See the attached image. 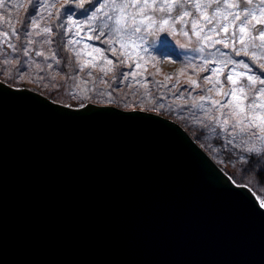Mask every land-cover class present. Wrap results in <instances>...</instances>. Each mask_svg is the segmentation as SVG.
<instances>
[{
  "label": "water",
  "instance_id": "95a60500",
  "mask_svg": "<svg viewBox=\"0 0 264 264\" xmlns=\"http://www.w3.org/2000/svg\"><path fill=\"white\" fill-rule=\"evenodd\" d=\"M0 264H264V203L171 118L0 79Z\"/></svg>",
  "mask_w": 264,
  "mask_h": 264
},
{
  "label": "rangeland",
  "instance_id": "374dc122",
  "mask_svg": "<svg viewBox=\"0 0 264 264\" xmlns=\"http://www.w3.org/2000/svg\"><path fill=\"white\" fill-rule=\"evenodd\" d=\"M78 2L82 3L85 8H89L96 3V0H78ZM104 2L106 0H100V3ZM116 2L120 3L122 0H116ZM157 2L162 3L164 0H157ZM191 2L192 0H189V5L186 6L187 10L198 15L190 7ZM201 2H207V0H201ZM230 2L240 5L237 11L242 12L246 10V6L247 8H254L261 4L262 0H251V3L248 0H230ZM0 4L3 5L0 7V77L2 79H8L9 83L16 87H30L55 101L70 106L78 107L92 101L99 104L115 105L123 109H142L159 114L164 113L165 117L181 124L219 165L228 169H236L235 176L232 177L237 183L253 187L250 184L256 177L254 174L257 173L256 167L259 164L253 168V162L249 163L246 159L250 154L245 151V148L253 145L262 148L264 142H261L258 136H253L250 143L244 145L241 143L242 138L249 139L244 134L235 138H225L227 134H222L218 139L211 129L216 128L217 133H223V129L209 119L210 115H216L220 118V114L216 111L217 106L207 100L201 101L200 98L210 96L212 100L223 104L226 99L231 100L232 98L217 93L227 92L230 88L235 87L237 89L236 95L240 99L238 101L232 100V104L227 105L222 111L227 112L233 105L239 104L249 119L253 115H260L261 113L248 111L249 100L244 97L245 94L250 97L252 93L247 89H245V93L239 91L240 83L246 78H238L239 83L232 85L225 80V77L230 74L228 68H223L213 74L211 69H219L221 66L219 64L205 65L201 57H207L210 52H215V49L208 47L205 48L204 53L197 52L196 49L203 44L198 42L191 32H189L191 39L185 37L183 32L188 31L187 28L177 24L173 29L170 26L171 22L169 26H164L163 29L153 26L151 32L142 33L145 37L143 41L137 39L138 47L128 50L130 58L129 55L120 52L118 44L113 45L118 49L120 59L125 61L123 65H119L111 53L104 51L108 45L94 38L88 39L93 33L89 32L86 27L79 37H75L74 33H65V41L72 38L81 41L74 46L81 53L79 64L87 65L89 62L95 64L94 68L85 66L83 72H76L73 69L78 65L74 64L73 67L65 68L64 54H62L66 52L69 54V59L75 60L74 52L69 51V48L73 46L65 43L64 51L61 52L57 43L60 40V32L64 31L57 26L65 19L63 15H59L63 12L61 5L65 4V0H59V2L58 0H0ZM53 4L55 5L54 8L52 7ZM214 8L215 4L212 9L208 10L209 15L213 13ZM81 11L83 9H77V15L73 19L83 22L85 17L79 15ZM49 12L53 15L49 16ZM171 15L175 16V11ZM157 17L165 18V13H157ZM23 20L28 24V32L31 35H24V29L21 27ZM31 20L39 22L40 29H33ZM44 27H51L52 35H35V32L41 31ZM211 27H215V24L206 26L204 31H210ZM254 27L261 29L264 28V25L255 24ZM13 28L16 30L15 32L12 31ZM5 33L9 35L6 37ZM225 35L221 32L220 36L214 37V39L223 38ZM165 37L170 41V49L174 51V54L161 57L156 49L160 40ZM104 39H107V35L101 38V40ZM28 40H33L34 43L29 45ZM45 40H49L50 43L45 44ZM239 47L240 45L237 44V48ZM95 48L104 51V55L107 56V59L112 60L113 64L108 65L99 53L93 51ZM217 48H221L222 51L231 55L230 49H223L222 45H217ZM41 51L44 52V57L36 54ZM251 51H256L258 55L264 54V49L252 48ZM53 52L56 53L55 59L46 60L45 57L51 56ZM232 58L245 59L248 62L247 58L243 56H233ZM57 60L61 61L59 65L56 63ZM129 63L133 64L132 68L127 67ZM136 63H139V68L135 67ZM260 63H264V56L256 61L257 67H253V72L256 75L262 71L258 69ZM48 65H52V67H48ZM101 67L112 68L113 70L105 74V72L100 71ZM119 67H122V70H119ZM206 67L209 69L208 71L204 70ZM250 67H252L251 64ZM40 69H44V71ZM68 69L72 71L67 74ZM120 72H136L137 76L122 80L119 75ZM73 76L75 80L72 79ZM205 77L210 78L211 82L205 81ZM191 81H195L199 87L192 85ZM217 81L219 83H216ZM256 86H260L258 82ZM206 89H212V91L208 92ZM259 100L264 103V97H259ZM196 102L203 103V109L198 107ZM241 118V116L234 117L236 120ZM231 123L232 119H229V124ZM258 135L264 136V131L259 132ZM261 175L264 176V173ZM257 195L264 203V192L259 190Z\"/></svg>",
  "mask_w": 264,
  "mask_h": 264
},
{
  "label": "snow or ice",
  "instance_id": "6c2138e0",
  "mask_svg": "<svg viewBox=\"0 0 264 264\" xmlns=\"http://www.w3.org/2000/svg\"><path fill=\"white\" fill-rule=\"evenodd\" d=\"M248 2L251 3V0H248ZM214 4V11L209 15L208 10L212 9ZM188 5L189 0H164L162 3H158L157 0H122L120 3H117L116 0H106V2L100 3V0H96V3L91 7L85 8L78 0H65V4L61 5L63 12L59 14L63 15L65 19L57 26L64 30L59 34L58 49L63 52L65 43L72 45L73 47L69 48V51L74 52L76 59H69L65 56L63 57L64 65L66 68L74 64L78 65V67L73 69L76 72H83L85 66L90 68L95 67V64L91 62L87 65L79 64L81 53L74 46L81 41L75 38L65 41V33H74L75 37H79L86 27L89 32L93 33L88 39L94 38L108 45V48L104 51L111 53L112 57L116 58L117 63L123 65L125 61L120 59L118 49L113 47V45L118 44L120 52L129 55L130 58L128 50L139 46L136 43L137 39L140 41L145 39L142 33L151 32L153 26L163 29L164 26H169L171 22L170 26L175 29V26L180 24L182 27L188 29V31L183 32L185 37L191 39V36H189V32H191L198 42H202L203 46L197 48V52L204 53L205 48L208 47L215 49V52H210L207 57H201L205 65L219 64L221 66L219 69L212 68L213 74L221 71L223 68H228L230 74L225 77V80L232 85L239 83L238 78H246L240 83L239 91L245 93V89H247L251 92L252 95L250 97L246 94L244 97L249 100L248 111L253 113L259 111L261 113L260 115H253L249 119L239 104L233 105L227 112L222 111L227 105L232 104V100L238 101L240 99L236 95L237 89L235 87L230 88L227 92L217 93L232 98L231 100L226 99L223 104L212 100L210 96H203L200 100H207L211 104L216 105V111L220 114V118L216 115H210L209 119L222 128L223 133H217L216 128H212L211 131L216 134L218 139L222 134H227L225 138H235L244 134L249 137V139L242 138L241 143L244 145H248L253 136H258V139L264 142V136L258 135L259 132L264 131V103L259 100V97H264V78H261L264 77V63L258 65V69L262 70L259 75L253 72V67H257L256 61L261 59L264 54L258 55L256 51H251L252 48L264 49V28L256 29L254 27L255 24L264 25V0L254 8H247L246 6V10L242 12L237 11L240 5L230 2V0H207V2L192 0L190 7L198 15H194L193 12L188 11L186 7ZM0 7H3V5L0 4ZM45 7L47 8L48 6L46 5ZM52 7L54 8L55 5L53 4ZM77 9H83L79 13V15L85 17L83 22L73 19L77 15ZM174 11L176 13L175 16L171 15ZM157 13H165V18H158ZM48 14L49 16L53 15L51 12ZM237 22L239 23L237 24ZM30 23L33 29H40V23L36 20H31ZM213 24H215V27H211L210 31H204L206 26ZM94 25L96 27H93ZM250 28L251 31H249ZM23 29L24 35H31L28 32V24L23 25ZM12 31L15 32L16 30L13 28ZM221 32L226 34L225 37L214 39V37H219ZM8 35V33H5L6 37ZM35 35L50 36L52 35V28L44 27L41 31L35 32ZM105 35H107V39L101 40ZM27 43L30 45L34 41L28 40ZM44 43L48 44L50 41L45 40ZM237 44L240 45L239 48H237ZM217 45H222L223 49H230L231 55L222 51L221 48H217ZM93 51L99 53L107 61L108 65L113 64V61L107 59V56L104 55V51L101 49L95 48ZM156 51L161 57L174 54V51L170 49V41H168L167 37L160 40ZM36 54L44 57V52L42 51ZM55 56L56 53L53 52L51 56L45 57V59H55ZM233 56H243L247 58L248 62L245 59H233ZM56 63L59 65L61 61L57 60ZM250 64L252 67H250ZM37 67L39 66L37 65ZM48 67H52V65H48ZM127 67L132 68L133 64L129 63ZM135 67L139 68V63H136ZM40 70L44 71V69ZM112 70V68L105 67H101L100 69L105 74ZM204 70L208 71L209 69L206 67ZM119 75L122 80H128L129 77L135 78L137 73L120 72ZM72 79L75 80V77L73 76ZM205 81L211 82L208 77H205ZM257 82L260 85L259 87L256 86ZM190 83L199 87L195 81H191ZM216 83H219V81ZM206 91L211 92L212 89H206ZM196 103L198 107L203 109V103ZM258 105L259 107H257ZM238 108L239 111H237ZM236 116H241L242 118L236 120L234 119ZM229 119H232L231 124H229ZM205 127H208V125H205ZM229 143H231V140H229ZM245 151L250 154L246 159L249 162H253V168L259 164L261 166L260 173H264V147L257 148L253 145L246 147Z\"/></svg>",
  "mask_w": 264,
  "mask_h": 264
},
{
  "label": "trees",
  "instance_id": "16d2710c",
  "mask_svg": "<svg viewBox=\"0 0 264 264\" xmlns=\"http://www.w3.org/2000/svg\"><path fill=\"white\" fill-rule=\"evenodd\" d=\"M26 24V21L25 20H23L22 21V23H21V27H23V25H25ZM59 32V31H58ZM19 47H20V42H19ZM62 54H64V57L65 56H67V57H69V54L68 53H66V52H63ZM73 67V66H72ZM66 68V67H65ZM69 68V67H68ZM119 70H122V67H119ZM69 71H72L71 69H68L67 70V74L69 73ZM68 77V76H67ZM0 79H2L1 77H0ZM2 80H4L5 82H7V83H9L10 81L8 80V79H2ZM10 84V83H9ZM161 115H163L164 116V113L163 114H161ZM249 163H251V162H249ZM248 163V164H249ZM225 171H227L231 176H235L234 174H235V172H236V169H228V168H226V167H224L223 165H220ZM260 165H258L256 168L258 169V171H257V173L256 174H254V176H256L255 177V179H253V183H251L250 185H252L253 187V190L256 192V193H258L259 192V190H262L263 192H264V184L261 182L262 180L264 181V176L263 175H261V173H260ZM261 176H263V177H261ZM233 178V177H232Z\"/></svg>",
  "mask_w": 264,
  "mask_h": 264
}]
</instances>
